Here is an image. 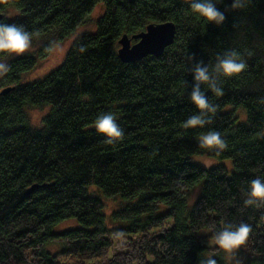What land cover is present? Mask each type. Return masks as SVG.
I'll return each instance as SVG.
<instances>
[{
	"label": "trees",
	"instance_id": "trees-1",
	"mask_svg": "<svg viewBox=\"0 0 264 264\" xmlns=\"http://www.w3.org/2000/svg\"><path fill=\"white\" fill-rule=\"evenodd\" d=\"M98 2L105 11L96 31L77 35L57 68L15 86L47 55L48 43L38 57L11 60L0 81L1 90L12 87L0 95V264H205L206 253H218L206 239L225 222L252 226L241 251L264 264V206L243 204L250 180L264 174V0H249L241 11L222 0L220 27L192 15L189 0H0V22L36 35L55 28L61 40ZM163 22L175 25V37L160 56L121 61L122 36ZM231 50L247 70L237 79H217L222 97L205 88L217 106L213 122L185 129L196 112L188 98L193 65L211 68ZM27 105L49 107L40 128L27 123ZM227 105L243 107L247 121L236 125L233 112H221ZM109 111L124 131L112 145L94 129L96 117ZM209 130L228 144L220 155L199 147L198 137ZM204 153L231 159L233 171L191 162ZM90 186L127 203L109 214L116 226L107 225L104 202ZM197 187L187 210L185 199ZM160 204L169 210L155 216ZM68 219L80 227L53 231ZM202 229L209 234L200 235ZM55 242L63 245L59 252L44 249Z\"/></svg>",
	"mask_w": 264,
	"mask_h": 264
},
{
	"label": "clouds",
	"instance_id": "clouds-1",
	"mask_svg": "<svg viewBox=\"0 0 264 264\" xmlns=\"http://www.w3.org/2000/svg\"><path fill=\"white\" fill-rule=\"evenodd\" d=\"M222 0H189L188 11L201 19L205 24L220 27L225 22V14L217 7ZM249 0H233V11L243 10ZM36 33L29 32L21 25L0 22V76H6L11 71L5 58H18L30 52L33 37ZM81 51H84L81 48ZM248 68L245 59L235 50L227 51L223 56L217 57L215 64L210 68L207 65L196 63L191 69L193 85L189 94V101L196 112L187 118L183 127L185 129H204L211 125L217 112V106L210 102L204 90L207 88L215 97L224 95L223 88L218 86L217 79H237ZM95 134L104 139L107 144L119 142L124 131L120 127L114 112L99 114L94 121ZM199 147L215 150L216 155L227 149L228 144L221 133L209 130L199 137ZM244 206L259 208L264 206V174L254 176L244 191ZM252 226L249 223L225 222L222 227L212 229L210 243L225 257L231 258L243 249L250 238ZM205 264H217L211 256Z\"/></svg>",
	"mask_w": 264,
	"mask_h": 264
},
{
	"label": "rangeland",
	"instance_id": "rangeland-1",
	"mask_svg": "<svg viewBox=\"0 0 264 264\" xmlns=\"http://www.w3.org/2000/svg\"><path fill=\"white\" fill-rule=\"evenodd\" d=\"M9 11V10H8ZM13 10H10L12 12ZM105 11V5L102 2H98L92 10L87 13L81 20V22L75 27V30L70 36L65 37L64 39H57V31L55 28H50L48 31L37 34L33 37L32 41V48L30 52L26 53L25 55H33L35 57H38L39 51L47 45L48 43L51 44L50 51L47 53L46 56L42 57L38 60L37 66L32 69L31 71L22 73L19 77V80L17 83H15V86L17 84H24L39 80L47 75L49 72H51L54 68H57L61 62L63 61V57H65V54L72 45L74 39L77 37V35H82L84 33H94L96 31L97 27V20L99 17H101ZM24 55V56H25ZM20 58V57H19ZM15 58H5L4 62L9 63L11 60ZM3 76H0V81ZM1 84V82H0ZM1 90V88H0ZM24 113H26L28 117V124L31 128L37 129L42 126V119L44 116L49 112L48 106H41V107H35V106H25L23 108ZM243 107L234 106V105H227L222 109L223 112H233V115L235 116V124H241L245 123L247 121V112ZM199 140V137H198ZM191 162L194 164L200 165L205 168H209L211 166H215L218 164L224 165L229 172L233 171V164L231 159H219L218 157L214 156L212 153H204V154H194L190 157ZM89 193L93 194L94 196H98L102 199L105 205L104 213L106 215V222L109 226H116V224H112L109 221V214L112 213L114 210H119L124 208L127 203L124 201H121L119 197L115 199H107L101 197L100 193L95 191L97 188L95 186L88 187ZM200 193V187L195 188L191 191V193L186 197V203H187V210L191 209L192 205L194 204L196 198L198 197ZM169 210L168 205L160 204L158 205L157 209L154 211L155 216L163 215ZM169 222H173V220H169ZM118 226L126 227L127 224L125 223H118ZM80 227V224L75 219H68L62 221L60 224L56 225L53 228L54 232H60L66 229H73ZM200 235H208L209 230L202 229L199 230ZM212 238L206 239V246L208 248H214V246L210 243ZM63 245L61 243H48L44 249H46L47 252L51 254H55L59 252L62 249ZM212 258H219L221 259L224 264H261V260L257 256H250L241 250L238 252V254L234 257L228 258L225 257V255L221 252L213 253L208 252L205 254V258L208 257Z\"/></svg>",
	"mask_w": 264,
	"mask_h": 264
},
{
	"label": "water",
	"instance_id": "water-1",
	"mask_svg": "<svg viewBox=\"0 0 264 264\" xmlns=\"http://www.w3.org/2000/svg\"><path fill=\"white\" fill-rule=\"evenodd\" d=\"M134 2V0H130ZM2 14H0V20ZM175 37V25L171 22L151 23L146 29L129 37L124 35L119 40L118 56L125 63L135 62L147 56H160L166 47L170 46ZM134 40V42H132ZM12 87L0 91V95L10 92ZM36 188L33 185L27 193Z\"/></svg>",
	"mask_w": 264,
	"mask_h": 264
}]
</instances>
